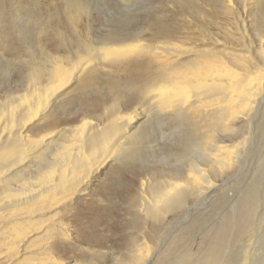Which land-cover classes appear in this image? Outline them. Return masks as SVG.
Here are the masks:
<instances>
[{
	"label": "bare ground",
	"instance_id": "obj_1",
	"mask_svg": "<svg viewBox=\"0 0 264 264\" xmlns=\"http://www.w3.org/2000/svg\"><path fill=\"white\" fill-rule=\"evenodd\" d=\"M59 1L68 5L64 12L76 27L79 19L70 11L83 13V1ZM51 3L0 0V58L7 54L20 59L26 47L25 39L14 43L1 28L37 25L42 38L51 27L44 25L39 9L47 7L51 19L56 14L50 10ZM225 4H230L227 7L233 13L224 22L213 24L219 25L216 32L213 25L204 28L195 20H187L173 31L143 26L132 33L121 27L71 51L64 59L44 56L51 64L30 68L27 92L7 95L0 102V264H85L58 256L61 249L74 244L71 225L64 217L73 210L77 197L88 194L109 163L122 161L125 148L146 143V133H152L155 124L175 123L172 129L183 148L180 157L187 150L194 156L188 159L187 172H173L168 181L156 182L159 185L147 183L141 210L146 217L164 218L184 207L189 195L213 189V174L238 169L249 144L248 138L234 136L235 126H250L264 102V37L252 40L248 34L256 0H225ZM23 17L28 18L27 23L21 21ZM54 30L67 46L63 32ZM218 33L224 36L221 50L188 49L195 42L193 36L217 43ZM72 38L76 45L70 48L80 47L79 40ZM158 38L163 42L157 43ZM237 41L241 45L234 43ZM65 43L56 46L60 50ZM236 46L243 49H234ZM39 54L44 55L43 51ZM184 57L188 59L182 62ZM197 62L200 69L195 67ZM73 88L76 95L99 88L111 96L105 124L86 116L77 124H52L60 114L57 108L67 102L66 95ZM129 104H133L131 108ZM37 128L39 134L30 136ZM164 136L156 134L150 147L160 146ZM137 152L129 155L137 156ZM257 193L245 195L239 214L236 204L231 207L230 228L221 224L209 248L201 245L194 252L185 250L176 264H228L232 240L251 234ZM141 249L119 264H149L157 256L146 245ZM262 251L259 261L244 257L240 264H264V247Z\"/></svg>",
	"mask_w": 264,
	"mask_h": 264
},
{
	"label": "rangeland",
	"instance_id": "obj_2",
	"mask_svg": "<svg viewBox=\"0 0 264 264\" xmlns=\"http://www.w3.org/2000/svg\"><path fill=\"white\" fill-rule=\"evenodd\" d=\"M51 1L50 10H54L57 14H54V18L49 19L47 7L41 5L39 9L44 25L51 27L42 38L40 27L37 25L1 28L5 31L3 34H9L14 43L19 44L18 38L25 39L26 47L20 59L1 53L4 58H0V102L7 95L27 92L30 85L27 74L30 68L33 65L51 64L50 60H43L44 56H49V59H64L71 51L82 48L88 42H95L102 35L121 27L132 33L139 31L143 26L155 31L160 28L173 31L181 25H186L187 20H195L205 28L224 22L223 20L233 13L230 7H227L230 4H225V0H82L83 13L80 14L72 9L70 11L79 19L77 26L73 28L65 13L67 10L64 7L68 5L59 0ZM237 1L242 2V0ZM199 10L204 15L199 13ZM250 15L248 34L252 40H258L261 36L264 37V0H256V7ZM23 18L21 21L27 23L28 18ZM56 28L65 35L68 40L67 46L64 40L60 41L56 37L54 33ZM213 28L216 32L219 25H213ZM17 29L20 31L17 32ZM61 37L64 38L63 35ZM72 37L79 40L80 47L70 48L71 44L76 45ZM217 37L219 42L215 43L213 40H202L193 36L195 42L191 43L188 49L206 52L214 48L221 50L224 48V36L218 33ZM157 41V43L163 42L159 38ZM59 43H65V47L59 50L56 46ZM234 43L241 45L238 41ZM236 47L234 49H243ZM42 51L43 57L39 54ZM198 54L204 53L198 52ZM187 59L184 57L181 61ZM195 67L200 69L201 65L197 62ZM76 93L73 88L66 95L67 102L57 108L60 114L52 124L58 127L77 124L84 116L100 125L108 121L105 110L111 102V96L106 91L94 88L82 95ZM132 105L129 104L128 107L131 108ZM65 109L66 111L63 112ZM263 109L264 102L259 115L250 126L245 124L235 126L234 136L238 134L240 140L248 138L249 144L241 166L228 174L225 173V176L213 174V179L216 180L213 189L201 195H189L184 207L175 209L158 220L146 217L144 211H141L145 205L147 183L159 185L156 182L168 181V175L173 172H187L188 159L193 157L194 153L187 150L183 155L185 157H180L183 148L178 141L180 140L178 133L172 129L175 123L164 121V125L155 124L152 133L150 131L146 133L145 144L137 148L132 145L125 148L122 161L109 163L93 181L88 194L77 197L73 210L64 217V220L69 221L71 225L74 244L72 247L61 249L58 256L62 260L72 259L85 264H119L135 252L141 253L142 249H139L146 245L152 249L153 254H157L149 264H176L185 250L194 252L201 245L209 248L221 224H227L230 228L228 220L231 218V207L236 204L239 214V206L245 195L256 190L258 193L255 211L250 217L251 234L241 240H232L228 247L227 258H230L228 264H240L244 257H253L256 262L259 261L264 247ZM39 132V128L33 129L29 135L35 137ZM158 133L165 136L162 139L160 137V146L152 148L151 140ZM169 134L174 135L166 139ZM61 142L66 143V140L63 139ZM135 149L138 150L137 156H130L129 154Z\"/></svg>",
	"mask_w": 264,
	"mask_h": 264
}]
</instances>
